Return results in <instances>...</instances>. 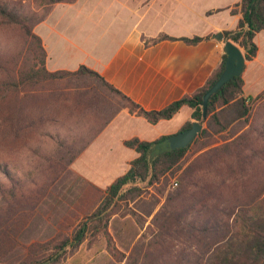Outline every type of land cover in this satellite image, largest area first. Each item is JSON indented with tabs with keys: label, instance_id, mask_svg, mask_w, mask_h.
<instances>
[{
	"label": "trees",
	"instance_id": "trees-1",
	"mask_svg": "<svg viewBox=\"0 0 264 264\" xmlns=\"http://www.w3.org/2000/svg\"><path fill=\"white\" fill-rule=\"evenodd\" d=\"M75 1L0 0V108L6 100L14 101L20 92L27 94L42 84L51 89L62 83L73 85L72 103L79 111H86L93 117L100 108L113 106L112 101L116 104V112L124 109L151 125L171 119L183 106L192 112L190 121L179 131L202 121V97L223 71L224 53L202 87L160 110L151 111L85 66L73 72L47 71L46 52L33 29L47 17L54 4ZM238 7V11H231L241 14L237 27L223 32L222 36L224 41L242 50L244 61L249 62L257 53L254 37L264 31V0H241ZM159 40L175 39L161 36ZM181 40L193 45L203 38ZM242 86L240 75L211 97L204 127L186 148L171 150L167 136L153 141L137 138L125 141L124 146L134 149L138 156L130 162L128 170L101 193L100 204L95 208L91 206L87 220L62 235L51 254L23 264H57L68 249L81 246L89 230L106 231L100 226H107L110 209L116 202L138 197L141 194L138 183L152 186L172 171L179 172L175 192L156 214L157 232L147 247L136 253L135 262L140 259L141 264H264V166H258L254 158L257 152L252 151L249 137L243 134L235 137L234 132L236 125L248 123L249 103L263 97L264 91L253 98H245ZM47 99L69 101L71 94L51 93L47 94ZM113 115L99 120L97 128L92 125L82 128L75 122L65 127L62 121L57 125L58 130L46 129L59 153H64V166L74 161L115 118ZM50 122L56 121H47L48 127ZM73 129L84 133L78 135ZM59 130H66V133ZM217 140H222V144L217 145ZM192 147L195 153H201L184 167L182 163ZM4 173L12 181L13 175L7 170ZM9 195L14 197L16 193L11 191ZM21 196L26 198L24 194Z\"/></svg>",
	"mask_w": 264,
	"mask_h": 264
},
{
	"label": "crops",
	"instance_id": "crops-1",
	"mask_svg": "<svg viewBox=\"0 0 264 264\" xmlns=\"http://www.w3.org/2000/svg\"><path fill=\"white\" fill-rule=\"evenodd\" d=\"M240 1L76 0L54 4L33 31L46 52L47 71L73 72L85 66L145 110H160L205 84L223 53V42L215 35L237 27L241 14L231 11L239 10ZM161 36L175 40L158 41ZM194 37L203 40L193 45L181 40ZM254 43L256 56L244 62L241 74L245 98L264 91V31ZM191 112L183 106L171 119L151 125L124 110L70 166L105 191L138 156L125 141L175 134L190 121ZM89 166H123V171L114 175Z\"/></svg>",
	"mask_w": 264,
	"mask_h": 264
},
{
	"label": "rangeland",
	"instance_id": "rangeland-1",
	"mask_svg": "<svg viewBox=\"0 0 264 264\" xmlns=\"http://www.w3.org/2000/svg\"><path fill=\"white\" fill-rule=\"evenodd\" d=\"M54 86L49 89L42 84L27 94L20 92L14 101L8 99L0 108V264H23L51 254L61 236L86 221L91 206L100 204L103 190L78 177L70 165L64 166V153H59L46 129L58 130L62 121L65 127L75 122L82 128H97L99 120L113 113L116 117L124 109L116 112V104L111 101L113 106L100 108L93 117L72 103L73 85ZM51 93L71 94V99L48 100L47 94ZM249 104L248 123L235 126V137H249L252 151L257 152L254 158L258 166H264V96ZM49 120L56 122H50L48 127ZM80 131L72 130L83 135L84 131ZM217 141V145L222 144V140ZM200 153L192 147L182 166H188ZM94 167L97 172L114 175L123 171V166L88 168L91 171ZM6 170L13 175L12 181L6 178ZM178 175L179 172L172 171L152 186L138 183V197L116 202L110 209L107 226H100L106 231L89 230L81 246L68 249L57 264L136 263V253L147 247L157 232L156 214L175 192L172 184L177 182ZM11 191L16 193L14 197L9 195ZM141 263L139 259L136 264Z\"/></svg>",
	"mask_w": 264,
	"mask_h": 264
},
{
	"label": "water",
	"instance_id": "water-1",
	"mask_svg": "<svg viewBox=\"0 0 264 264\" xmlns=\"http://www.w3.org/2000/svg\"><path fill=\"white\" fill-rule=\"evenodd\" d=\"M215 39L223 42V53L226 55L224 69L216 82L205 92L202 97V121L193 122L191 127L175 134L167 136L168 146L171 150L183 149L189 146L201 132L203 121L207 117V105L226 83L242 74L244 69V58L238 47L229 41H224L222 34H216Z\"/></svg>",
	"mask_w": 264,
	"mask_h": 264
},
{
	"label": "built area",
	"instance_id": "built-area-1",
	"mask_svg": "<svg viewBox=\"0 0 264 264\" xmlns=\"http://www.w3.org/2000/svg\"><path fill=\"white\" fill-rule=\"evenodd\" d=\"M172 187L173 188L177 187V182H173Z\"/></svg>",
	"mask_w": 264,
	"mask_h": 264
}]
</instances>
